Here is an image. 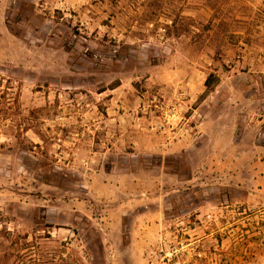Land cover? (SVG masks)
I'll list each match as a JSON object with an SVG mask.
<instances>
[{"label": "rangeland", "instance_id": "rangeland-1", "mask_svg": "<svg viewBox=\"0 0 264 264\" xmlns=\"http://www.w3.org/2000/svg\"><path fill=\"white\" fill-rule=\"evenodd\" d=\"M4 90L0 264H264V0H0Z\"/></svg>", "mask_w": 264, "mask_h": 264}, {"label": "crops", "instance_id": "crops-1", "mask_svg": "<svg viewBox=\"0 0 264 264\" xmlns=\"http://www.w3.org/2000/svg\"><path fill=\"white\" fill-rule=\"evenodd\" d=\"M257 123H259V124H257L256 126H253L252 129L257 132V135L261 132L260 137L258 138V141H260L263 139L262 135H264V133L262 132L264 130V126H263L264 115H263V119H258ZM255 147H256V152L258 153V155H257L258 157H257L256 162H257V165H258L259 170H260V171H258V173H259L258 179L263 180L264 179V145L260 146V144L258 143V145L255 144ZM259 152H262V153H259Z\"/></svg>", "mask_w": 264, "mask_h": 264}, {"label": "trees", "instance_id": "trees-1", "mask_svg": "<svg viewBox=\"0 0 264 264\" xmlns=\"http://www.w3.org/2000/svg\"><path fill=\"white\" fill-rule=\"evenodd\" d=\"M3 81H4V79H2V83H3ZM206 85H207V87H209V82H208V80H207V82H206ZM9 93L6 91V90H4L3 92H2V94H1V96L0 97H2L4 100H5V102L7 103L8 102V100L10 99V98H7V95H8ZM20 95H21V92L20 91H18L16 94H15V97L13 98L14 100H13V104H9V102L11 101H9L8 103H7V108H5V109H3V113L2 114H4V118L5 119H8V118H11L13 115H15V111L17 110H20L21 109V104H20ZM9 105V106H8Z\"/></svg>", "mask_w": 264, "mask_h": 264}]
</instances>
